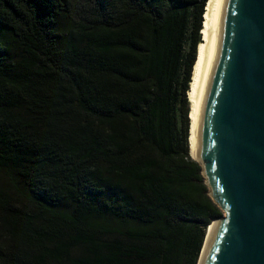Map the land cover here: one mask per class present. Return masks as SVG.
<instances>
[{
    "label": "trees",
    "instance_id": "trees-1",
    "mask_svg": "<svg viewBox=\"0 0 264 264\" xmlns=\"http://www.w3.org/2000/svg\"><path fill=\"white\" fill-rule=\"evenodd\" d=\"M207 2L0 0V264H198Z\"/></svg>",
    "mask_w": 264,
    "mask_h": 264
},
{
    "label": "water",
    "instance_id": "water-1",
    "mask_svg": "<svg viewBox=\"0 0 264 264\" xmlns=\"http://www.w3.org/2000/svg\"><path fill=\"white\" fill-rule=\"evenodd\" d=\"M197 54L190 152L223 211L198 264H264V0H208Z\"/></svg>",
    "mask_w": 264,
    "mask_h": 264
},
{
    "label": "rangeland",
    "instance_id": "rangeland-1",
    "mask_svg": "<svg viewBox=\"0 0 264 264\" xmlns=\"http://www.w3.org/2000/svg\"><path fill=\"white\" fill-rule=\"evenodd\" d=\"M197 49H198V48H197ZM194 66H195V65H194ZM193 71H194V69H193ZM192 76H193V74H192ZM190 85H191V84H190ZM188 101H189V92H188ZM210 226H211V225H210ZM210 226H209V227H210Z\"/></svg>",
    "mask_w": 264,
    "mask_h": 264
},
{
    "label": "bare ground",
    "instance_id": "bare-ground-1",
    "mask_svg": "<svg viewBox=\"0 0 264 264\" xmlns=\"http://www.w3.org/2000/svg\"><path fill=\"white\" fill-rule=\"evenodd\" d=\"M205 17V16H204ZM211 227V226H210Z\"/></svg>",
    "mask_w": 264,
    "mask_h": 264
}]
</instances>
